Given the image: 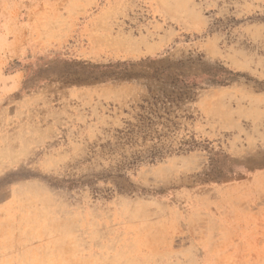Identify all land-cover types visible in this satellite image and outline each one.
<instances>
[{
    "label": "rangeland",
    "instance_id": "rangeland-1",
    "mask_svg": "<svg viewBox=\"0 0 264 264\" xmlns=\"http://www.w3.org/2000/svg\"><path fill=\"white\" fill-rule=\"evenodd\" d=\"M0 264H264V0H0Z\"/></svg>",
    "mask_w": 264,
    "mask_h": 264
}]
</instances>
